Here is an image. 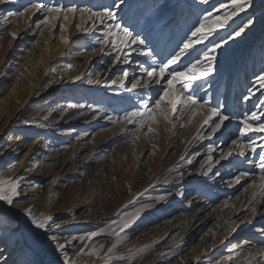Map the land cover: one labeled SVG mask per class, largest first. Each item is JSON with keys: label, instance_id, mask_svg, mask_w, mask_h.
I'll list each match as a JSON object with an SVG mask.
<instances>
[{"label": "rangeland", "instance_id": "374dc122", "mask_svg": "<svg viewBox=\"0 0 264 264\" xmlns=\"http://www.w3.org/2000/svg\"><path fill=\"white\" fill-rule=\"evenodd\" d=\"M35 5L84 12H68L67 19L61 14L42 23L46 15L54 14ZM230 8L231 0H125L120 9L113 0L0 3V106L12 89L44 70L41 60L46 58L45 76L30 93L25 110L14 115L0 137V178L11 176L15 169L19 170L15 178L25 175V168L20 170L23 157L38 139L61 148L60 161L38 183L40 196H22L25 186H17L11 210L0 212L2 263L23 264L19 253L28 250L43 264H63L65 254L70 264H264L260 179L264 173L259 167L264 133L240 136L238 131L240 121L253 112L261 117L253 123H264V107H260L264 86L259 82L264 76V0H252L250 7L195 45L197 52L189 50L191 55L178 62L186 66L198 53L221 44L213 53L214 71L196 81L192 90L209 102L207 106L191 111L184 106L175 113L168 108L167 120L157 117L139 128L118 120L127 111L142 108L149 97L154 103L162 91L163 84L132 89V83L146 78L141 67L155 66L142 51L150 48L158 62L165 60L206 14L223 16ZM105 10L113 12L115 22L130 28L135 23L133 31L142 38L147 35L146 44L125 47L114 35L101 43L108 29L91 13ZM169 19L172 22L162 27ZM248 19L254 20L253 25L235 36ZM105 23L114 21L109 18ZM44 26L46 37L41 34ZM93 54L99 55L98 61L87 68L86 60ZM121 63L128 68H120ZM67 72L68 79L58 80L59 73ZM118 86L127 92L105 96L120 93L105 89ZM95 88L99 94H92ZM250 89V99L245 100ZM63 96L68 102L60 99ZM64 103L74 110L68 113L71 106H61ZM209 107L232 117L215 133L211 121L217 118ZM89 110L91 115L86 113ZM23 124L32 129L19 130ZM70 124L77 125L76 135L67 144L60 135L70 130ZM9 133L23 138V149L27 148L21 154L9 151L13 145L6 138ZM86 135L90 141L77 147ZM233 140L254 142L255 151L246 148L241 156ZM37 174L38 170L32 172L34 177ZM30 216L45 223V229L34 228ZM57 221L67 224L53 230ZM124 224L128 227L121 232ZM59 245L65 249L58 251Z\"/></svg>", "mask_w": 264, "mask_h": 264}, {"label": "snow or ice", "instance_id": "6c2138e0", "mask_svg": "<svg viewBox=\"0 0 264 264\" xmlns=\"http://www.w3.org/2000/svg\"><path fill=\"white\" fill-rule=\"evenodd\" d=\"M2 2H4V0H0V3ZM201 2L207 3V0H201ZM124 4L125 0H113V6L117 9H120ZM251 4L252 0H231V8L229 11H226L223 16L217 15L213 17L211 13L206 14L203 19L200 20L199 25L195 27L193 31H191V35L184 40L183 44L179 47V50L175 51L173 54H170L165 60L158 62L152 49L149 48L148 50H143L142 54L151 58L152 64L155 66L141 67V71L146 78L142 81L136 80L134 83H132L131 87L132 89H149L153 84H163L162 91L157 93L158 98L155 99L154 103H152V98L149 97L148 102L143 103L142 108H134L131 111H127L122 117H119L118 120L139 128L147 125L150 121L155 122L157 117H162L164 120H167L168 108H171L172 112L175 113L176 111L181 110L184 106H187L189 111L196 107L204 108L207 106L209 102L207 100H201L197 98L194 91L192 90L196 86V81H199L202 76L206 77L214 71L215 56L213 53H215L216 50L221 47V44H213L210 48H208V50L203 51L202 55L198 53L197 58H194V62L192 59H190L186 66L180 67L178 62L182 61V57L190 56L191 52H197V49L194 47L195 45L201 44L205 40H208L209 37L214 34L216 28H223L232 16H235L237 12L244 11L246 8L250 7ZM34 7L37 9H45L46 6L35 5ZM224 7V5H221V8ZM46 11L47 13L54 15H51V17L46 15L42 23H47L50 18L57 19L61 14H63L64 19H67L68 12H72L74 14L77 11L81 13L84 12L83 9H64L55 6L46 7ZM91 17L99 19L101 24H103L108 29V32L105 34V39L100 41L101 43L106 42L109 35H114L120 38L119 43L125 47L130 45L144 46L146 44V40L148 39L147 35L142 38L139 33H135L133 31V29L136 27L135 23L130 28L122 23L115 22L116 16L111 10L92 12ZM109 18L114 21L112 25H107L105 23L106 19ZM171 22V19L164 21L162 27H166L167 24ZM253 23V19H248L243 27L234 32V35L240 36V34L244 32V30L250 25H253ZM77 27H79V25H77ZM113 29H115V32H113ZM229 39H231V36ZM113 44L116 46L115 41H113ZM189 50H191V52ZM125 62H128L127 59H125ZM124 76L127 78L128 74L125 72ZM259 82L261 86H264V76L259 78ZM121 83H123V80ZM177 86H179V92ZM250 96L251 89L249 90V96H245L244 99L248 100L250 99ZM260 107H264V102L261 103ZM208 110L211 113V116L217 118V120L211 121L215 125L212 128L213 133L221 130L225 126V122L232 118L219 108L209 107ZM262 116H264V114H262ZM260 119L261 117L257 116L255 112L251 113L250 116L245 115L240 121L242 126L238 129L239 135L244 136L248 132L264 133V123H253L254 121H258ZM204 122L209 123V120H205ZM147 130L152 131L151 127H148ZM260 139L264 141V136H261ZM253 143L254 142L248 144H238L236 140L232 141L233 145H236L240 148L241 156L245 155L246 148H251L253 151H255ZM262 147H264V145H262ZM209 151H211V145H209ZM230 154L231 153H228V155ZM221 155L223 157L225 154L221 153ZM259 167L261 172L264 173V152H262L260 156ZM260 179L262 182L261 186L264 187V175H261ZM236 180L238 182L239 177H237ZM16 188L17 185L11 180L0 181V202H3L9 206L8 208L0 209V212L6 213L10 210V206L14 203V197L17 194ZM251 211L253 214L256 213V209L254 207L251 208ZM29 219L31 225L34 226V228L41 230L45 229V223L38 221L36 217L30 216ZM127 227L128 225L124 224L120 231L123 232ZM79 239L83 240L84 237H80ZM89 239H91V236ZM64 249L65 245H59L57 250L59 251ZM109 251H111V249H109ZM92 254L96 253L93 252ZM63 264H70L67 254H65L63 257ZM72 264H74V262H72Z\"/></svg>", "mask_w": 264, "mask_h": 264}, {"label": "bare ground", "instance_id": "6f19581e", "mask_svg": "<svg viewBox=\"0 0 264 264\" xmlns=\"http://www.w3.org/2000/svg\"><path fill=\"white\" fill-rule=\"evenodd\" d=\"M45 27L46 26H44L41 29V34L44 37H46V35H45L46 28ZM98 56H99L98 54L97 55L93 54L89 58H87L86 63H85L86 67L88 68L89 67L88 65H90L91 63H94V62L96 63L98 61L97 60ZM84 58H86V55ZM84 58H82V59H84ZM41 62H42V64L45 63L43 66L44 70L42 69V71L32 73L31 76H33V79H27L22 84H20L18 88H16L15 90L12 89L9 93V96L6 98L4 104H2L0 106V137L2 135H4V132L8 128L9 124H11V120L13 119L14 115L19 110L20 111L25 110L24 104H26L28 102L30 93L33 91V88L37 87V85L42 81L43 77L45 76L46 58L42 59ZM122 67L128 68V65L126 63H121L120 68H122ZM117 71L120 72L121 69H118ZM70 76L71 75H69V72L64 73L62 75H60V73H59L58 80H60L61 78H64V80H66ZM127 82H128V79L124 82V84L126 85ZM99 85H98V87H99ZM121 86H124V85H121ZM74 87H75V85L73 86V88ZM80 87H78V88H80ZM62 88H64V87H62ZM109 88L117 89L118 91L120 89L121 92L120 93L118 92L115 94H113V93L112 94H106L105 96H107V97L118 96L120 94H125L127 92V91L124 92L125 87L123 89L119 88V86L118 87H108L105 89H109ZM96 89L97 88L92 90V92H93L92 94H94V93L97 94L98 92L100 93V90L98 91ZM60 99H63L64 102H66V101L68 102V100H67L68 98H66V97L64 98V96L61 97ZM68 105L71 106V108H70L71 110L67 111L68 113H70L74 110L73 105L68 104V103H64L61 106L67 108ZM86 113H89V115H91L93 113V111L89 110ZM102 123L103 122H100L99 124H102ZM74 125L75 126H72V124H70L69 125V126H71L70 130L62 132V133H64V135H60V136H62V137H60L61 140L63 138H65L67 140V141L63 140L64 143L68 144L69 142L75 140L74 137H72V136L76 135V132L73 131V128L76 127L77 125L76 124H74ZM26 126H28V125L23 124V126L19 130H27ZM30 129H32V127H30L27 131H29ZM56 130H59V129H56ZM88 137L89 136L86 135L83 139H81L80 142H78L76 144L77 147L78 146L83 147V146L87 145V143L90 141V139ZM6 138L9 140L8 142L13 143V145H11V147L9 148V151L11 150V151H13V153L21 154L25 150V148H27L25 146L23 149L24 144L21 143V140H23V138H21L19 134L9 133L6 135ZM16 139H17V142L15 143ZM60 153H61V148H56L55 144L46 143V142L44 143L42 141V139H38L34 142L33 145L28 147L27 152L23 157V158H25V160H24L22 168L20 170H24V168H25V170L23 171L25 173V175H23L22 177L15 178L17 176V174L19 173V170L15 169L14 171H12L11 176H8L6 178H0V181L11 180L13 183H15L19 187L25 186V189H24L25 191H24L22 196H26L29 199H35V198L40 196V192H41L38 183L41 180H43L44 178H46L47 174H45V171H50V169L53 166H56V164L60 161V158H61ZM35 170H38V174L40 172V174H41L40 177H38V174L36 177H34L32 175V172H34ZM0 206L2 208H8L9 207L8 205L4 204L3 202H0ZM10 210H11V206H10ZM66 224H67L66 221H57L56 223L53 224L52 228H53V230H61L65 227ZM1 254L2 253H0V255ZM19 254L21 256V260H22L21 262L23 264H35V262H38L37 258L28 250L25 252H20ZM13 258H14V256H13ZM0 264H5V263H2V261H0ZM38 264H43V263L38 262Z\"/></svg>", "mask_w": 264, "mask_h": 264}]
</instances>
